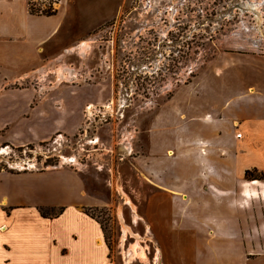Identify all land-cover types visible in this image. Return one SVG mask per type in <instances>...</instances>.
Listing matches in <instances>:
<instances>
[{
  "label": "rangeland",
  "instance_id": "1",
  "mask_svg": "<svg viewBox=\"0 0 264 264\" xmlns=\"http://www.w3.org/2000/svg\"><path fill=\"white\" fill-rule=\"evenodd\" d=\"M96 3L91 0V31L64 51L65 62L41 72L49 92L78 90L84 97L80 127L22 145L20 132L1 130L0 170L83 171L87 190L103 201L89 212L111 253L123 242L121 249L147 260L154 247L144 236L143 208L158 182L151 160L170 180L196 173L200 164L188 167L184 160L185 140L216 137L234 94L264 78V0H123L102 20ZM76 26L82 28L80 20ZM62 99L75 102L58 96V105ZM198 190L187 194L175 221L196 227L203 218L237 221L252 214Z\"/></svg>",
  "mask_w": 264,
  "mask_h": 264
},
{
  "label": "crops",
  "instance_id": "2",
  "mask_svg": "<svg viewBox=\"0 0 264 264\" xmlns=\"http://www.w3.org/2000/svg\"><path fill=\"white\" fill-rule=\"evenodd\" d=\"M122 1L99 0L97 17L109 19L116 13L114 3ZM54 9L36 14L28 0H0V131L20 132L19 145L55 131L74 132L81 124L84 97L78 90L53 87L49 92L41 72L65 62L64 51L91 31V0H57ZM78 20L81 29L74 27ZM255 82L231 98L232 112L216 137L185 140L184 160L188 167L200 164L196 173L170 180L151 160L158 182L143 208L148 218L144 236L154 247L150 259L121 249L120 241L111 253L101 224L84 211L103 201L87 190L83 171L1 169L0 264H264V180L244 178L248 168L264 171V78ZM58 96L75 102L62 99L58 105ZM31 131L36 132L32 137ZM197 189L213 192L218 204L252 214L237 221L203 218L196 227L175 221L187 194ZM58 208L57 214L41 213Z\"/></svg>",
  "mask_w": 264,
  "mask_h": 264
},
{
  "label": "trees",
  "instance_id": "3",
  "mask_svg": "<svg viewBox=\"0 0 264 264\" xmlns=\"http://www.w3.org/2000/svg\"><path fill=\"white\" fill-rule=\"evenodd\" d=\"M29 10L32 13H36V14H46V15L52 14L55 11V9L53 11H49V10H41V11H39L38 8H31V7H29ZM244 177L247 178V179H264V174L262 172H259L258 173L257 171H255L253 169L252 170L246 169V170H244ZM60 210H61V208H58L56 211H54L52 213L53 214H57ZM89 210H91V208H86V207L84 208V211L86 213H88L89 215H91L90 212H89ZM41 213L42 214H45V210L42 209L41 210ZM105 239H106V237H105ZM106 241H107V239H106ZM107 243H108V241H107ZM108 245H109V243H108Z\"/></svg>",
  "mask_w": 264,
  "mask_h": 264
},
{
  "label": "built area",
  "instance_id": "4",
  "mask_svg": "<svg viewBox=\"0 0 264 264\" xmlns=\"http://www.w3.org/2000/svg\"><path fill=\"white\" fill-rule=\"evenodd\" d=\"M56 2L57 0H28V5L31 8H38L39 11L41 10L53 11Z\"/></svg>",
  "mask_w": 264,
  "mask_h": 264
},
{
  "label": "bare ground",
  "instance_id": "5",
  "mask_svg": "<svg viewBox=\"0 0 264 264\" xmlns=\"http://www.w3.org/2000/svg\"><path fill=\"white\" fill-rule=\"evenodd\" d=\"M251 183H255V181L251 182Z\"/></svg>",
  "mask_w": 264,
  "mask_h": 264
}]
</instances>
